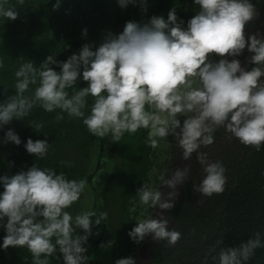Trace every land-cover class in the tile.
<instances>
[{
    "label": "clouds",
    "instance_id": "clouds-1",
    "mask_svg": "<svg viewBox=\"0 0 264 264\" xmlns=\"http://www.w3.org/2000/svg\"><path fill=\"white\" fill-rule=\"evenodd\" d=\"M61 2L55 0L53 10ZM24 3L25 0H15L13 5L10 0H0V20H15L19 15L17 5ZM117 3L121 8L139 3L147 11L143 7L146 0ZM193 3L199 8L186 28L173 7L166 19L152 15L146 22L129 20L122 32H109L94 49L85 43L64 61L48 55L39 65L30 59L20 63L14 72V94L0 102V128L14 118L23 119L39 106L45 112L59 109L57 120L63 119L64 113L70 118H82L90 134L110 136L111 141L119 142L125 133L143 129L146 142L153 148L160 147L162 141L167 147L170 143L166 138L171 134L183 159L195 153L202 167V177L193 184L194 190L204 197L222 193L226 169L220 160H211L200 149L213 143V133L220 127L229 133V138L257 151L264 145V33L249 34L246 39L245 25L258 16L251 0ZM82 35H87L86 28ZM246 46L252 53L246 58L252 67L227 58L239 56ZM211 53L221 58L213 60ZM52 64L58 65L59 71L50 67ZM3 67L0 58V69ZM78 79L86 81L87 86L74 87ZM68 89L73 90L70 93ZM88 97L92 98L90 106ZM179 116L184 117L183 123ZM28 124L38 132L43 127V122ZM8 141L21 143L12 129L5 132L4 142ZM24 147L42 159L50 144L46 139L28 138ZM166 158V153L161 155V159ZM168 171L153 167L130 201L129 220L136 224L128 235L137 243L149 234L169 246L181 238L180 231L169 227L163 212L157 218L149 211L171 209L177 185L189 176L187 166L177 168L166 178ZM0 186V227L6 233L0 249L26 248L32 264H49L57 252L62 254L63 264H87L88 238L93 227L107 221L108 213H97L91 207H82L75 213L68 210L80 200L86 188L84 179L69 178L63 171L57 174L51 167L34 163L26 171L0 175ZM162 186L172 191L165 194ZM138 208L139 215L133 216ZM77 229L83 233L78 234ZM113 243L102 242L100 247L111 248ZM220 243L221 239H217L208 249L202 264H209V260L212 264H247L255 250L264 247V233L256 231L235 247L218 248ZM115 264L136 261L127 256L116 259Z\"/></svg>",
    "mask_w": 264,
    "mask_h": 264
},
{
    "label": "trees",
    "instance_id": "trees-1",
    "mask_svg": "<svg viewBox=\"0 0 264 264\" xmlns=\"http://www.w3.org/2000/svg\"><path fill=\"white\" fill-rule=\"evenodd\" d=\"M191 1L151 0L146 6L147 11H143L139 3H129L121 8L117 0H107L92 8L84 0H62L55 10L52 8L55 0H48L46 4L44 0H25L23 5H17L19 15L15 20H0V58L4 61V67L0 69V102L14 94V72L20 63L30 59L39 65L48 55L64 61L78 53L85 43L92 44L94 49L109 32H122L129 20L146 22L152 15H163L166 19L173 7L181 20ZM251 2L258 16L245 25L246 39L249 34L264 33V16L261 14L264 0ZM10 4L14 5L15 0H10ZM99 8L103 11L99 12ZM85 28L87 35H82ZM243 51L248 52L247 46ZM210 56L213 60L221 58L215 53ZM252 66L246 59L244 67ZM50 67L59 71L56 64ZM86 86V81L78 79L74 87ZM72 90L68 89L70 93ZM87 101L90 106L92 98L88 97ZM59 111L45 112L36 106L28 116L14 118L0 128V175L11 176L37 163L40 167L53 168L57 174L63 171L69 178L86 181L80 200L68 210L75 213L82 207H91L97 213H108L107 221L93 227V234L88 238L86 255L90 259L87 264H115L116 259L127 256L140 264L146 246L150 248L148 264H202L205 253L217 239H221L218 248L235 247L256 231L264 233V145L257 151L234 137L226 138L229 133L223 127L218 128L213 133V142L219 138L227 140L214 159L220 160L226 169L224 191L204 197L194 190L193 184L201 178L194 171L202 167L193 153L188 179L182 183L174 206L167 210L165 217L169 219L170 228L181 232V238L169 246L165 241H156L146 235L137 243L128 235L136 224L135 220H129L128 208L130 201L135 199L136 190L148 180L151 158L155 156L152 146L146 142L145 130L125 133L119 142L111 141L110 136L99 138L90 134L82 118H70L64 113V118L57 120ZM87 112L88 107L85 108ZM29 121L43 122V127L38 132L28 124ZM8 129L19 135V145L4 142ZM28 138L34 141L46 139L50 144L48 154L42 159L29 154L24 147ZM170 149L174 153L177 151L174 145ZM200 150L208 154L209 145ZM0 191H3L2 186ZM139 212L138 208L132 215H139ZM77 233L82 234L83 230L77 229ZM5 234L4 228L0 227V243ZM109 240L114 241L111 248L100 247L102 242ZM0 264H32V258L26 248L8 246L0 249ZM49 264H63L62 254L57 252L55 257H50ZM209 264H212L211 260ZM247 264H264V247L257 248Z\"/></svg>",
    "mask_w": 264,
    "mask_h": 264
},
{
    "label": "rangeland",
    "instance_id": "rangeland-1",
    "mask_svg": "<svg viewBox=\"0 0 264 264\" xmlns=\"http://www.w3.org/2000/svg\"><path fill=\"white\" fill-rule=\"evenodd\" d=\"M87 2V4L90 5V7H96L98 5H103L107 0H84ZM111 2H113V0H110ZM110 3V2H109ZM149 4H151V0H146V4L143 7L148 6ZM199 6L194 4L193 1H191L188 5H187V11L184 13L182 20L184 21V24L182 25V27H187V21L192 18L196 12L198 11ZM99 12H102L103 9L99 8L98 9ZM264 16V10L261 13ZM142 15H140L141 17ZM135 21H137V19H135ZM256 22V21H255ZM250 55V52H245L242 51V53L239 56L236 57H230L229 60L235 58L241 61V65L244 66L246 64V58ZM181 120V123H183V116H179L178 117ZM227 137L229 138V134H226ZM168 140V142L170 143L167 147H164V142H161V146L158 148H153V153H154V157L151 158L152 161V168L156 167L158 171L163 170V171H168L165 173L166 178L169 177L171 175L172 171H175L177 168L183 169L185 166L188 167L189 172L191 170V165L189 164L190 161H192V158H194L193 156L190 157L188 160L183 159L182 157V151L175 145L176 141H175V137L172 136L171 134L166 138ZM226 141L222 140L221 138H219L218 140H216L215 142H213L212 144L209 145V158L211 160L215 159V156L218 154V152H220V150L226 146ZM175 146L176 147V152L174 153L171 152L170 146ZM203 146H201L202 149ZM167 155L166 159H161V155L165 154ZM195 173H198L199 175H201L202 177V168H199L197 170L194 171ZM193 172V173H194ZM182 184H178L176 187V192L177 194L180 192V189H182ZM162 191L166 194L167 192L172 191V189L168 188L167 186H162ZM176 198V196H175ZM174 198V199H175ZM153 215L157 216L158 213L163 212L164 217H166L167 215V210H162V209H155L152 210ZM158 218V216H157ZM149 236L152 237L151 234H149ZM150 251V248L148 246H146V248H144L143 250V254H144V258L142 260V262L140 264H148L149 261V256H148V252Z\"/></svg>",
    "mask_w": 264,
    "mask_h": 264
},
{
    "label": "water",
    "instance_id": "water-1",
    "mask_svg": "<svg viewBox=\"0 0 264 264\" xmlns=\"http://www.w3.org/2000/svg\"><path fill=\"white\" fill-rule=\"evenodd\" d=\"M99 242V239L96 241V243H98Z\"/></svg>",
    "mask_w": 264,
    "mask_h": 264
}]
</instances>
